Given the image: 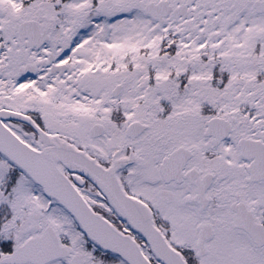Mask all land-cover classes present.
I'll use <instances>...</instances> for the list:
<instances>
[{"label": "snow or ice", "instance_id": "1", "mask_svg": "<svg viewBox=\"0 0 264 264\" xmlns=\"http://www.w3.org/2000/svg\"><path fill=\"white\" fill-rule=\"evenodd\" d=\"M0 264H264V0H0Z\"/></svg>", "mask_w": 264, "mask_h": 264}]
</instances>
